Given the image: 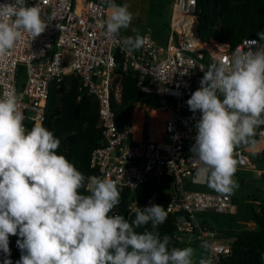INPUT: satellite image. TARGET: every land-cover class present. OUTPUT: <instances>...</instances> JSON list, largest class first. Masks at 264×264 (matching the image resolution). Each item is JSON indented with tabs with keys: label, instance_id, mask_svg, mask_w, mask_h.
Instances as JSON below:
<instances>
[{
	"label": "clouds",
	"instance_id": "9594fccd",
	"mask_svg": "<svg viewBox=\"0 0 264 264\" xmlns=\"http://www.w3.org/2000/svg\"><path fill=\"white\" fill-rule=\"evenodd\" d=\"M109 15L105 37L117 41L128 54L138 51L144 38L121 37L133 13L127 2L102 0ZM48 24L39 7L25 0L0 3V58L11 53L26 33L33 39ZM256 41L238 46L227 62L200 67V87L187 100L189 110L200 112L195 124L191 161L196 177L223 194L238 188L234 179V149L254 144L255 130L264 125V31ZM181 75H187V72ZM23 94L0 96V252L9 259V237L18 236L21 256L16 264H212L207 256L194 261L192 247L169 248L171 238L159 226L167 211L158 204L137 207L129 222L123 215H109L120 203L116 183L85 177L73 163L57 154L60 139L40 124L27 130L19 110ZM87 188L89 194H81ZM144 228L143 232L136 229ZM264 260V254H261Z\"/></svg>",
	"mask_w": 264,
	"mask_h": 264
},
{
	"label": "built area",
	"instance_id": "2783aa9c",
	"mask_svg": "<svg viewBox=\"0 0 264 264\" xmlns=\"http://www.w3.org/2000/svg\"><path fill=\"white\" fill-rule=\"evenodd\" d=\"M5 2L12 0H0ZM25 2L27 6L39 7L48 27L35 39L22 34L11 53L0 58V96L5 92L23 94L19 110L25 117V128L43 125L53 81L77 78L79 89L99 103L104 138L91 156L94 176L114 181L118 188L128 189L131 196L149 182L167 185L170 194L167 212L177 216V239L185 241L184 235H191L193 240L188 242L203 248L212 264L229 256L231 247L204 225L200 216L208 212L233 214L236 205L229 194L192 189L207 183L196 177L199 165L190 159L195 124L201 113L193 114L186 102L200 87L204 75L199 70L201 66L206 70L212 63H227L238 46L246 51L245 42L257 38L243 39L234 49L212 41L202 42L195 33L196 0H175L164 56L160 57L159 48L149 34L143 36L144 44L138 51L128 54L120 43L104 35L110 13L102 0L87 1L80 9L75 0ZM20 67L25 70L21 83ZM119 68L136 72L139 91L152 99L153 106L168 112L163 141H137L131 118L123 127L118 126L113 104L121 99L115 74ZM184 72L187 75H181ZM252 139L254 144H241L234 150L236 172L255 171L250 154L263 151L258 145L264 141V125L255 130ZM256 172L259 177L264 176V172ZM157 195L145 205L155 204ZM137 207L138 203L132 200L129 209L136 212Z\"/></svg>",
	"mask_w": 264,
	"mask_h": 264
},
{
	"label": "trees",
	"instance_id": "16d2710c",
	"mask_svg": "<svg viewBox=\"0 0 264 264\" xmlns=\"http://www.w3.org/2000/svg\"><path fill=\"white\" fill-rule=\"evenodd\" d=\"M194 15L197 18L195 33L200 41H212L231 49L237 47L243 39H258L257 32L264 31V0H196ZM115 74L116 83L121 88V99L119 103L114 102L113 107L117 124L121 128L129 121L137 104L143 103L148 107H153V104L149 96L139 91L136 72L119 68ZM24 75V68L20 67L19 83L23 81ZM42 126L60 139L58 155L65 156L86 178L95 175L90 160L92 153L101 147L104 138L99 103L79 89L77 78L72 76L52 82ZM32 127L33 124L29 125V131ZM238 174L239 172H235L234 176ZM205 187L209 191H216L208 185ZM118 189L120 203L109 215L120 214L130 222L135 216V212L129 209L131 201H136L139 207L144 208L147 206L145 203L156 193L158 195L155 204L163 206L167 211L170 194L165 184L149 182L140 187L134 196H131V192L126 188ZM80 192L89 194L86 188L80 189ZM233 202L236 205L235 198ZM248 209L250 216L247 218L253 222L254 227L238 229L236 226L231 232L226 230L222 238L219 236L231 247V254L217 264H264L261 259V254H264V192L259 197H252ZM230 219L234 223L235 215H230ZM158 230L161 236L168 235L171 238L170 249L186 247L185 241L177 239L179 230L176 215L168 213L166 221ZM136 231L143 232L144 228ZM17 239L18 236L9 237V259L13 264H16L21 256V251L16 246ZM189 245L199 247L196 243L189 242ZM3 258V253L0 252V264H3Z\"/></svg>",
	"mask_w": 264,
	"mask_h": 264
},
{
	"label": "rangeland",
	"instance_id": "374dc122",
	"mask_svg": "<svg viewBox=\"0 0 264 264\" xmlns=\"http://www.w3.org/2000/svg\"><path fill=\"white\" fill-rule=\"evenodd\" d=\"M174 1L175 0H150L147 10L143 9L139 12V16L148 17V23L142 26L143 30L148 31L152 39L154 41L159 40L163 46L167 45L170 34L171 14ZM154 108H156V106H154ZM146 115L148 116V113ZM237 148L238 146L235 149ZM250 157L253 161L255 171H240L237 176H234V179L238 181V188L229 194L236 199L237 211L235 213L237 214H218L213 212L204 214V217L209 220L218 232L220 231L219 235L222 237L225 232L224 229L230 231L235 229L236 226L238 229H250L254 227L253 222L249 220V217L247 218V216H250L248 206L253 196L259 197L264 192L263 179L256 176V171H264V154L252 153ZM193 190L199 192H212L202 185L196 186ZM230 215H235L236 219H234V223L236 225L232 223ZM185 243L187 244L186 247L195 249L196 255L193 257L194 261H198L201 256H207L203 248H195L193 245H189L187 240H185Z\"/></svg>",
	"mask_w": 264,
	"mask_h": 264
},
{
	"label": "crops",
	"instance_id": "0c3cea01",
	"mask_svg": "<svg viewBox=\"0 0 264 264\" xmlns=\"http://www.w3.org/2000/svg\"><path fill=\"white\" fill-rule=\"evenodd\" d=\"M87 1H90V0H75L77 9L82 8ZM115 2L117 4L119 3L118 5H120V3L127 2L130 5L129 11H131L132 13L135 11L133 14L134 18H133V21L129 29L121 30L122 37L128 36V35H135L136 32H138L142 37L146 34L150 35L148 31L143 30L142 28L143 25H146L148 23V17L139 16V12L141 10L143 9L147 10V8L149 7L150 0H115ZM172 18H173V7H172V14H171V22H172ZM133 29H135L136 32H133ZM154 42L159 48L160 57H163L165 54L166 46H163L159 40H155ZM147 113H148V116L146 115ZM168 117H169L168 112H166L165 110L161 108H158V107L154 108V106L148 107L146 104H143V103L137 104L130 116L134 124V127H135V134H134L135 139L137 141H144V140L163 141L165 121ZM258 148L263 151L262 152L254 151L253 153L264 154V141L259 143ZM259 172L262 173L264 171L259 170ZM256 176L259 177V175L257 174ZM261 178L263 179V176ZM196 186H199V185H196ZM196 186H194L192 189H194ZM211 193H220V192L212 191ZM232 197L233 199L235 198L234 196ZM236 211H237V208H236ZM204 214L200 216V221L204 225L208 226L209 229H212L219 235L220 231L218 232V230L209 222V220L204 217ZM224 230L226 231V229ZM223 234L225 235L226 232ZM184 239L187 241L193 240L192 236L187 235V234L184 235Z\"/></svg>",
	"mask_w": 264,
	"mask_h": 264
}]
</instances>
